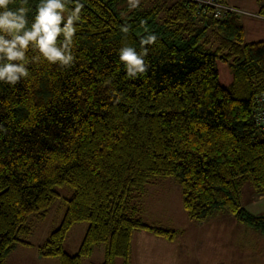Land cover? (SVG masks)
I'll return each mask as SVG.
<instances>
[{
	"label": "trees",
	"instance_id": "obj_1",
	"mask_svg": "<svg viewBox=\"0 0 264 264\" xmlns=\"http://www.w3.org/2000/svg\"><path fill=\"white\" fill-rule=\"evenodd\" d=\"M118 1L65 0V22L83 5L72 66L29 63L27 78L0 82V264L17 244L30 245L23 239L30 218L43 219L62 186L72 192L63 218L38 247L59 264H82L97 245L101 264H129L134 231L174 241L178 231L144 223L135 202L166 178L180 185L189 220L227 214L264 236V215L240 201L245 183L264 195V128L255 113L264 40L246 42L239 14L216 20L197 2L155 0L123 16ZM255 1L264 17V0ZM39 2L13 0L8 8H27L30 27ZM149 35L155 43L142 47ZM124 46L147 50L145 73L127 76ZM218 59L232 70L227 87ZM80 222L87 227L71 255L63 242Z\"/></svg>",
	"mask_w": 264,
	"mask_h": 264
},
{
	"label": "rangeland",
	"instance_id": "obj_2",
	"mask_svg": "<svg viewBox=\"0 0 264 264\" xmlns=\"http://www.w3.org/2000/svg\"><path fill=\"white\" fill-rule=\"evenodd\" d=\"M154 3L155 0H139L138 5L147 8ZM227 3L243 12L239 16L244 27L245 41L264 40V18L253 16V13L256 11L254 6L256 5L257 7L258 5L257 1L227 0ZM116 7L123 16L134 8L129 6L128 0H119ZM216 69L219 83L226 87L229 86L232 82V70L229 64L218 59L216 61ZM56 190L59 196L49 207L46 216L41 220L35 219L34 216L30 218L31 233L23 239L31 244V248L17 244L5 259L4 264H57L56 259L41 257L36 252V247L41 246L49 234L59 226L66 209V200L70 198L72 193L71 189L66 186L56 187ZM253 193L251 185L245 183L240 191L241 204L251 214L257 216L264 215V200L257 201ZM135 202L138 207L139 217L144 223L176 229L184 233L182 238L185 240H201L204 238L200 236L202 232L200 235L197 234L196 237H193V228L197 230L212 228L215 230L228 229L230 231L225 233L224 237L222 236V232H220V237L217 236L218 232H216L214 236H209L211 241L217 238L221 240L224 238L226 240L231 237L232 241L236 240V242L243 244L252 245L260 243L258 242L261 239L259 236L253 234L252 231L244 226L239 225L232 216L227 214L217 216L216 220H210L211 222L207 223L190 221L181 206L180 185L173 178L153 181L152 184L150 183L146 187L144 194L137 197ZM86 227V222H80L70 228L63 242V249L66 253L71 255L77 253ZM234 229H238V231L236 232ZM244 232L250 234L244 235ZM261 242L264 244V238H262ZM102 260L103 246L97 245L89 257L82 259V264H101ZM121 262L122 259L116 260V264H121ZM258 264H264V255Z\"/></svg>",
	"mask_w": 264,
	"mask_h": 264
},
{
	"label": "clouds",
	"instance_id": "obj_3",
	"mask_svg": "<svg viewBox=\"0 0 264 264\" xmlns=\"http://www.w3.org/2000/svg\"><path fill=\"white\" fill-rule=\"evenodd\" d=\"M11 3L13 0H0V82L15 85L22 78H27L29 63L46 62L64 68L71 67L74 61V24L79 20L83 5L77 3L65 22V0H40L29 27L26 19L28 9L21 6L15 11L9 10ZM128 4L136 7L139 0H128ZM62 23L63 28L60 27ZM122 31L126 33L128 29L122 28ZM61 35L63 40H58ZM155 41L156 37L149 35L141 41V46ZM30 49L34 53L31 58L26 55ZM146 55V49L141 53L128 46L119 50V61L125 66L129 78H136L147 71Z\"/></svg>",
	"mask_w": 264,
	"mask_h": 264
},
{
	"label": "crops",
	"instance_id": "obj_4",
	"mask_svg": "<svg viewBox=\"0 0 264 264\" xmlns=\"http://www.w3.org/2000/svg\"><path fill=\"white\" fill-rule=\"evenodd\" d=\"M225 3H227V0H225ZM254 7L256 8V11L253 14H258V5L257 7L256 5ZM253 194L255 195L253 196L257 199V201L264 200V195L258 196L255 193ZM251 200L253 199L251 198ZM222 215L226 214H218L208 221L202 223H207L210 220L214 221L216 220L217 216ZM247 229L261 238L258 241L260 242L259 244H243L241 242H236V240L232 241L231 237L226 240L224 238L223 240L217 238L214 239V241L209 239V236H214L216 232H218V237L221 236L220 232H222V236L224 237L225 233L230 231L228 229L215 230L212 228H206L197 230L193 228L192 236L196 237L197 234L200 235L202 232L200 236L204 238L201 240H185L182 238L184 233L174 229L178 231V236L174 241H168L162 237L155 236L143 230L134 231L130 241L129 264H258L264 255V244L261 242L264 236L254 232L249 228ZM234 231L237 232L238 229H234ZM243 234L246 235L247 232H244ZM24 247L31 248V244ZM38 247L39 246L36 247L37 253ZM57 264H59L58 260Z\"/></svg>",
	"mask_w": 264,
	"mask_h": 264
},
{
	"label": "built area",
	"instance_id": "obj_5",
	"mask_svg": "<svg viewBox=\"0 0 264 264\" xmlns=\"http://www.w3.org/2000/svg\"><path fill=\"white\" fill-rule=\"evenodd\" d=\"M197 2L202 6L207 16L212 17L213 19L219 20L223 19L228 13L240 14L243 13L241 10L228 5L227 3L222 2V0H188ZM256 18H264L260 15L253 14ZM257 108L255 109L256 121L259 125L264 128V92L260 93L257 96Z\"/></svg>",
	"mask_w": 264,
	"mask_h": 264
}]
</instances>
